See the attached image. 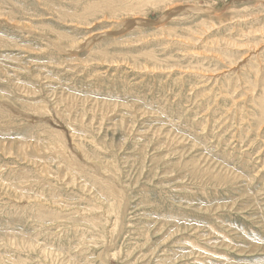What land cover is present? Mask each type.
Returning <instances> with one entry per match:
<instances>
[{
  "label": "rangeland",
  "instance_id": "rangeland-1",
  "mask_svg": "<svg viewBox=\"0 0 264 264\" xmlns=\"http://www.w3.org/2000/svg\"><path fill=\"white\" fill-rule=\"evenodd\" d=\"M88 1L0 0V264H264V0Z\"/></svg>",
  "mask_w": 264,
  "mask_h": 264
},
{
  "label": "bare ground",
  "instance_id": "bare-ground-1",
  "mask_svg": "<svg viewBox=\"0 0 264 264\" xmlns=\"http://www.w3.org/2000/svg\"><path fill=\"white\" fill-rule=\"evenodd\" d=\"M121 2H124V8L121 7L120 3ZM76 4V3H75ZM175 4V3H174ZM85 5V4H84ZM153 6L154 7H162L164 9H167V7L169 5H171V0H90L87 2V4L85 6H83V8L85 7V10L88 11V14L91 16V13L94 11V12H97V10H104V7L109 10V13L112 14L113 17H118L119 14L118 12H120V14L122 15H125V14H130L132 15V17H135V15H139V13L144 9L145 6ZM177 5V4H176ZM45 7V6H44ZM43 7V8H44ZM170 7V6H169ZM19 8V7H18ZM26 8V7H25ZM172 9V8H171ZM66 12V11H65ZM102 12V11H100ZM116 12H117V15H116ZM98 13V12H97ZM170 13V12H169ZM22 14V13H21ZM82 14V13H81ZM102 14V13H101ZM109 14V15H110ZM141 14V13H140ZM87 15V14H86ZM99 15V14H97ZM120 15V16H122ZM78 17H82L84 18V14L82 15H76ZM89 16V17H90ZM129 16V15H128ZM10 17V16H9ZM138 17V16H137ZM87 16L84 18V21L86 20L87 22ZM101 18V17H100ZM112 18V17H111ZM90 19V18H89ZM128 19V18H127ZM111 20V19H110ZM85 23V22H84ZM90 25V22L89 24ZM87 25V26H88ZM86 26V25H85ZM35 29V28H34ZM85 29V28H84ZM190 28H188L189 30ZM30 31V30H29ZM50 31V30H49ZM102 31V30H101ZM165 31H161V33H163ZM166 32H168V34L170 33L171 34V30H166ZM190 32L194 33L193 30H191ZM98 33V32H97ZM164 34V33H163ZM167 34V35H168ZM67 35V34H66ZM65 35V36H66ZM173 35V34H172ZM174 35H177V34H174ZM255 35V34H254ZM264 35V34H263ZM64 36V35H63ZM178 36V35H177ZM179 37V36H178ZM67 38V37H66ZM70 38V37H69ZM143 38V37H142ZM92 39V38H91ZM188 39V38H187ZM0 40H1V37H0ZM84 40V38H83ZM136 40V39H135ZM75 41V40H74ZM213 41V40H212ZM216 41V40H215ZM83 42V41H82ZM129 43V42H128ZM132 44V41L130 42ZM211 43V42H210ZM214 43V42H213ZM258 44V43H257ZM56 45V44H55ZM212 45V43H211ZM101 48V47H100ZM241 48V47H240ZM27 49V48H26ZM101 50V49H100ZM98 51V50H97ZM145 52V51H144ZM143 52V53H144ZM151 52V51H150ZM148 53L145 54V55H150V59L154 58L155 56L151 53ZM248 53V52H247ZM100 54V53H99ZM113 54V53H112ZM107 55V54H106ZM110 56V55H108ZM111 57V56H110ZM130 57V56H129ZM136 58V57H135ZM157 58V57H156ZM100 59V58H99ZM96 62V61H95ZM98 62V61H97ZM101 62V60H100ZM157 62V61H156ZM110 64V63H109ZM153 66V65H152ZM187 68V67H186ZM185 68V69H186ZM16 69V68H15ZM14 69V70H15ZM66 69V68H65ZM144 69V67H143ZM154 69V68H153ZM170 69V68H169ZM163 70V69H162ZM183 70V69H182ZM19 71V70H18ZM159 71V70H158ZM184 71V70H183ZM193 71V70H192ZM13 72V71H12ZM208 72V71H207ZM15 73V72H14ZM222 73V72H221ZM40 75V74H39ZM41 76V75H40ZM44 77V76H43ZM15 81V80H14ZM18 84V83H17ZM20 88V87H19ZM30 89V88H29ZM25 90V89H24ZM27 91V90H26ZM34 92V90H33ZM25 93V92H24ZM33 94V93H32ZM55 95H58V94H55ZM64 95V94H62ZM58 97V96H56ZM55 97V98H56ZM73 97L71 96L70 99H72ZM41 100V99H40ZM56 100V99H55ZM54 100V101H55ZM60 100V99H59ZM1 101V100H0ZM67 101V100H66ZM41 102V101H40ZM68 102V101H67ZM72 102H74L72 100ZM47 103V102H46ZM63 103V102H62ZM52 104H54L52 102ZM60 104V103H59ZM26 105L30 106L29 108H33L36 112L38 113H46L48 112V106L45 104V103H39V102H36V103H29L27 102ZM61 106V105H60ZM64 106V105H62ZM69 106V105H68ZM53 108H58V105L55 104L52 106ZM76 107V106H75ZM67 108V107H66ZM6 110V109H5ZM8 110V109H7ZM115 125V124H114ZM51 136L52 137V141L49 142V145H48V149L47 150H50L52 153H56V154H61L63 155L67 161H74V156L73 155H70L68 154L66 151H65V147H66V139H65V135L64 133L61 131V130H58V129H51ZM73 134V133H72ZM165 135V134H164ZM72 140V139H71ZM173 140V139H171ZM175 140V139H174ZM34 144V143H33ZM172 144V143H170ZM46 147V146H45ZM175 147V146H174ZM19 149L20 151L22 152V154L25 152V144L23 142L20 143L19 145ZM35 149V148H34ZM81 151V150H79ZM72 154V153H71ZM200 164V163H199ZM204 170V169H203ZM206 170V168H205ZM111 171H109V174H110ZM106 173V172H105ZM112 173V172H111ZM107 174V173H106ZM59 175V174H58ZM82 175V174H81ZM87 175V174H86ZM212 175V174H211ZM215 175V174H214ZM60 176V175H59ZM107 176V175H105ZM106 178V177H105ZM104 179V177L102 178V180ZM101 181V180H100ZM104 181V180H103ZM84 182V181H83ZM106 182V181H105ZM100 183H103V182H100ZM83 184V183H82ZM107 185V184H106ZM85 187V186H84ZM98 187V186H97ZM107 188H108V191L109 193H112L114 195V188L111 186V185H107ZM87 191V189H86ZM107 191V192H108ZM99 193V192H98ZM112 195V196H113ZM114 198V197H113ZM112 198V199H113ZM113 202V200H111ZM110 202V204H112V202ZM119 206V205H118ZM108 209V208H107ZM108 211V210H107ZM220 224V223H219ZM12 241V240H11ZM205 256V255H204Z\"/></svg>",
  "mask_w": 264,
  "mask_h": 264
}]
</instances>
